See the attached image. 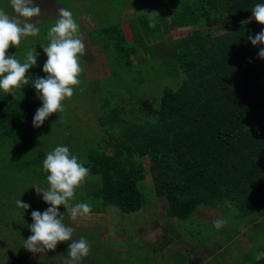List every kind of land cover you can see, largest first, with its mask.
Masks as SVG:
<instances>
[{
  "label": "trees",
  "instance_id": "16d2710c",
  "mask_svg": "<svg viewBox=\"0 0 264 264\" xmlns=\"http://www.w3.org/2000/svg\"><path fill=\"white\" fill-rule=\"evenodd\" d=\"M78 1L80 9L72 6V0H34L40 12L33 23L46 31V44L48 28L58 14L49 11L51 5L76 9L79 18L89 11L98 23L92 30L79 28V34L89 35L80 62H92L95 55L88 52L99 46L108 51L115 66L128 73L126 76H139L145 66L163 61L173 66L179 81L153 100L131 103L127 98L131 106L117 98L115 89L99 98L100 137L90 139L100 141L84 151L89 175L75 189L73 202L90 203L89 214L119 213L126 218L151 203L143 193L150 181V191L168 203L164 211L166 236L155 243H142L140 234L138 241L141 248L160 254L153 253L159 256L156 261L171 257L180 249L178 245H189L181 243L179 220H189L202 209H224L234 212L239 227L229 225L219 232L228 237L227 243L219 246L213 242L214 248L195 253L196 258L207 254L215 260L236 247L226 255V264H264V59L257 55L260 45L247 40L249 33L264 27L249 19L252 6L264 0H156L155 8L138 11L131 6L128 13L122 10L124 0H116L104 9L120 10L118 22L108 20V11L100 15L104 10L100 0H89V4L88 0ZM2 4L0 8L8 3ZM170 27L190 30L173 37L168 35ZM26 38L15 47L10 45L6 54L15 53L22 60L28 49L22 45ZM31 48L39 49L38 42ZM42 63L37 56L26 75H44ZM112 70L119 76L114 67ZM39 104L30 83L10 93L0 92V264H63L67 255V242H58L46 251L44 259L32 260L31 252L23 248L22 239L30 234L29 213L47 207L32 188L46 186V172L41 170L46 151L40 144V127L32 125ZM95 177L101 183L94 187L86 179ZM18 198L29 204L27 210L15 205ZM58 208L64 211L63 206ZM64 223L73 228L72 239L83 236L89 244V252L79 264H106L112 258L103 243L115 242L100 237V230L78 228L67 214ZM123 243L129 242L116 244Z\"/></svg>",
  "mask_w": 264,
  "mask_h": 264
},
{
  "label": "rangeland",
  "instance_id": "374dc122",
  "mask_svg": "<svg viewBox=\"0 0 264 264\" xmlns=\"http://www.w3.org/2000/svg\"><path fill=\"white\" fill-rule=\"evenodd\" d=\"M3 2H7L8 4L7 7L3 6L0 8V11L5 8L7 11L4 10V12H7L11 16L12 13L10 10L12 9H10L9 0H0V4ZM69 2H71V0H68V3ZM155 2L156 0H124V6H122L124 9L122 10L128 13L131 11L132 6L138 11H148L157 6ZM100 3L102 4V9H104L105 6L109 9L116 3V0H100ZM72 6L76 9H80L81 1L72 0ZM68 7L70 8V4H68ZM59 8V4L51 5L49 11L58 12ZM76 9H71L70 11L76 22L77 19L80 21L77 22L79 28L81 27L82 31L94 29L98 23L95 17L91 15L89 11L86 13L83 11L79 18ZM107 11L111 17L108 18V20L118 22V13L120 10L104 9L100 11V15H105ZM79 13L80 12H78V14ZM15 18L21 23L24 20V18L17 17L16 14ZM33 18L34 17L29 18L31 22H34ZM122 26L127 39L130 40L131 35L126 19L122 20ZM189 30V28L174 29L170 27L168 35H172L173 37L180 36L188 33ZM44 32L46 31L40 29L37 35L31 37L27 36L28 38L25 37L26 39L22 44L31 48L33 43L36 41L38 42L39 49L35 51H38L37 53L40 54L38 55L39 62H44L46 59L40 48V46L47 45L44 40ZM87 35L88 34L84 32L79 34L84 46L88 43L89 35ZM25 50L22 55H24ZM162 52L163 51H159V55H162ZM90 53L95 55L92 58V62L79 61L82 68V72L79 75L80 83L73 87V94L71 97L65 98L64 101H62L63 111L57 114H50L42 123L40 131L38 132L39 136H42L40 138V144L46 152L51 151L57 144L67 145L69 151L75 153L83 162L87 161L84 151L93 148L100 141V139L96 141V139L100 137L98 134L101 132L98 131V119L101 112L99 98L102 99L107 97L109 91L115 89L117 90V98H119L121 102L128 103L131 106L133 101L135 102L142 98L153 100L159 97L164 89L168 86L176 87L177 81H179L173 75L175 74L173 66L169 63H163V61L157 62L159 64H156L154 61L150 66H145L141 69V74L139 76L136 73L134 74L135 76H126L128 73L125 70H121L115 66V62L113 63V61L108 59V51L106 52L105 50L104 52L103 49L101 51V48L97 46L91 48V52H88V54ZM112 67L119 73V76L113 74ZM137 82L140 85H137ZM98 88L99 90L96 92ZM127 98L131 100V103L127 101ZM90 137H95V141L94 138L90 139ZM143 165L147 168L148 163L146 160H143ZM86 180L89 182V185L91 184L94 187L101 183L98 177L88 178ZM146 184L148 190L144 189L143 193L151 203L137 213L130 214L126 218L120 217L119 213H96L88 214L85 217H78L73 220L74 225L78 228L100 230V237L115 242L109 245L108 243H103L112 253V258L108 256L109 261L106 262V264H197L196 254L205 252L207 247L214 248L213 242H217L219 246L227 243L228 237L220 236L219 232H222L229 225H233L234 229L239 227L237 218L233 214L234 212L231 213L224 209H211L208 212L204 211V209L199 210L195 217L189 220H179L181 225L179 230H181L183 234V241L181 243L188 242L189 245L186 248H183L182 245H178L177 249L180 248L183 251L179 249L174 251L171 257L166 258V260L156 261L155 259L159 258L157 255L160 254L152 249L141 248L138 239L139 235L142 234L140 238L142 243H155L166 236L164 227L167 222H165L164 211L168 203L164 197L155 196V194L150 191L152 189L150 181H147ZM226 205L231 207V204L227 201ZM219 207H221V205ZM204 213L207 214V217L204 216L202 218V214ZM215 219H222L224 221L223 225L219 228L213 227L212 222ZM174 221L177 222V219H174ZM171 224H173V221H171ZM145 228H147V230ZM216 234H218V239H216ZM126 241L129 243L116 244ZM249 247L250 244L245 250ZM235 248L236 247H233L230 251L225 252V254L221 256L217 255V259L210 260L206 264H226V255L235 250ZM153 253L157 255H153ZM240 254L242 253L237 254L235 257H238ZM125 256L127 259L123 262L120 261V259ZM204 256L208 255H202L201 259H203ZM31 257L32 260L44 259L47 258V252L41 251L39 253H31ZM98 258H101V256ZM200 264L205 263L203 261Z\"/></svg>",
  "mask_w": 264,
  "mask_h": 264
},
{
  "label": "clouds",
  "instance_id": "9594fccd",
  "mask_svg": "<svg viewBox=\"0 0 264 264\" xmlns=\"http://www.w3.org/2000/svg\"><path fill=\"white\" fill-rule=\"evenodd\" d=\"M11 9L17 17L24 18L18 22L7 12L0 11V92L10 93L16 88L31 84L34 94L40 101L32 116V125L39 128L52 113L63 111L65 98L71 97L73 87L80 83L82 72L79 63L84 52V43L79 37V25L68 8L61 7L54 23L48 28L46 46H40L46 59L41 65L44 75H26L35 66L38 53L35 49L25 50L23 59L16 58L15 53H7L9 46L17 45L22 38L35 36L39 28L29 18L39 14V5L34 0H9ZM251 17L264 25V2L256 3L251 8ZM244 21L243 23H247ZM247 40L253 46L260 45L257 55L264 59V27L255 34L249 33ZM41 170L46 172V186H33L35 193L47 205L43 210L33 209L30 213L31 223L27 225L30 234L23 240V248L31 253L53 250L58 242H67L66 258L63 264H79L89 252L87 240L81 236L72 239L73 228L64 223L67 214L70 220L87 216L92 205L86 201H74L75 189L89 175V169L67 145L57 144L44 154ZM22 210L29 204L19 198L14 201ZM58 206H63L60 212ZM222 219H215L213 227L223 225Z\"/></svg>",
  "mask_w": 264,
  "mask_h": 264
},
{
  "label": "crops",
  "instance_id": "0c3cea01",
  "mask_svg": "<svg viewBox=\"0 0 264 264\" xmlns=\"http://www.w3.org/2000/svg\"><path fill=\"white\" fill-rule=\"evenodd\" d=\"M92 58H93V56H92ZM203 259L198 258L197 262L199 263L200 261H202V262L204 261V263L206 264L208 261L214 260V256L213 255L212 256H204Z\"/></svg>",
  "mask_w": 264,
  "mask_h": 264
}]
</instances>
